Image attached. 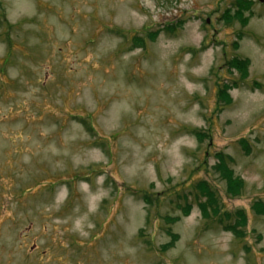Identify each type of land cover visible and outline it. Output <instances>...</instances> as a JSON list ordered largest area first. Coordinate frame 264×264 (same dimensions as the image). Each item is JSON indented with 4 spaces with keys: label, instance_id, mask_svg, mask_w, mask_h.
<instances>
[{
    "label": "rangeland",
    "instance_id": "374dc122",
    "mask_svg": "<svg viewBox=\"0 0 264 264\" xmlns=\"http://www.w3.org/2000/svg\"><path fill=\"white\" fill-rule=\"evenodd\" d=\"M247 1L242 27L234 0H0V264H264V2Z\"/></svg>",
    "mask_w": 264,
    "mask_h": 264
},
{
    "label": "trees",
    "instance_id": "16d2710c",
    "mask_svg": "<svg viewBox=\"0 0 264 264\" xmlns=\"http://www.w3.org/2000/svg\"><path fill=\"white\" fill-rule=\"evenodd\" d=\"M233 7L235 9V12L233 15H230L229 13L224 14V19L228 21L231 17H234L238 22H240L242 27H246L247 19H245L244 13L250 12V9L252 7V3L247 0H234ZM228 12V11H226ZM229 15V16H228ZM231 16V17H230ZM230 17V18H229ZM173 30V29H170ZM231 67L235 69L237 72L241 74V77L244 78L247 76V68H248V61L245 60H239L234 59L230 63ZM227 87L223 88L221 91H219V100L222 101L224 104H229L231 102V99L229 95L227 94ZM194 136L198 139V141H202L203 138H205L204 135L200 133H194ZM242 149L245 151V153H249L248 145L246 142L241 141L240 142ZM216 164L214 166V170L218 172L220 178L225 182V192L226 195L230 198H236L241 195V191L244 188V182L236 178L234 176L233 170L228 165V161H231V159L228 156H225L224 154H216ZM195 190L197 191V199H204V201L198 202L199 211L201 214V217L205 220L213 218H219L220 217V209L216 200L215 193L212 191V189L205 183L200 182L195 186ZM191 209V206L187 205L183 209L184 215H188L189 211ZM253 211L256 215H264V206L261 204V202H256L252 206ZM229 218L228 214H225V217ZM178 220V219H175ZM174 220V221H175ZM246 223L245 216L242 211H238L235 214V221L233 225H229L225 229L233 232L234 235L240 236L242 235V232L238 229L242 228ZM170 238L174 241L175 236L170 235ZM173 246V242L162 246V251H166L170 249Z\"/></svg>",
    "mask_w": 264,
    "mask_h": 264
},
{
    "label": "water",
    "instance_id": "95a60500",
    "mask_svg": "<svg viewBox=\"0 0 264 264\" xmlns=\"http://www.w3.org/2000/svg\"><path fill=\"white\" fill-rule=\"evenodd\" d=\"M259 2H260V3H263V2H264V0H259Z\"/></svg>",
    "mask_w": 264,
    "mask_h": 264
}]
</instances>
